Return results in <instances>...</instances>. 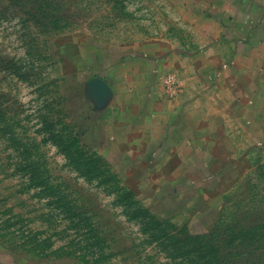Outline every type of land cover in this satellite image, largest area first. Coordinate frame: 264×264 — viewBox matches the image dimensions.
<instances>
[{"label":"rangeland","instance_id":"1","mask_svg":"<svg viewBox=\"0 0 264 264\" xmlns=\"http://www.w3.org/2000/svg\"><path fill=\"white\" fill-rule=\"evenodd\" d=\"M189 18L179 0H0V264H198L186 236L211 233L225 264H264V93L254 119L135 133L161 77L196 85Z\"/></svg>","mask_w":264,"mask_h":264},{"label":"crops","instance_id":"2","mask_svg":"<svg viewBox=\"0 0 264 264\" xmlns=\"http://www.w3.org/2000/svg\"><path fill=\"white\" fill-rule=\"evenodd\" d=\"M179 1L206 46L197 60L196 85L179 81L177 92L170 93L166 78L161 77L163 90L146 98L150 102L148 116L140 114L141 100H137L136 115L132 119L136 123L147 120L148 124L135 133H147L153 141L159 130L167 128L162 137H155L156 146L169 142L173 134L186 133L189 116L195 117L192 126L196 129L205 117L238 119L239 111L246 113V119L262 116V110L251 104L257 102L255 91L264 93V0ZM144 57L140 54L132 62L143 61ZM152 71L153 77L158 78L157 66ZM100 81L107 85L104 80ZM204 87L214 88L213 95L205 93ZM210 106L211 112L205 111Z\"/></svg>","mask_w":264,"mask_h":264},{"label":"trees","instance_id":"3","mask_svg":"<svg viewBox=\"0 0 264 264\" xmlns=\"http://www.w3.org/2000/svg\"><path fill=\"white\" fill-rule=\"evenodd\" d=\"M1 95V94H0ZM0 100L2 97L0 96ZM5 117V108L1 106L0 102V121H3ZM9 130L14 129L12 126H6ZM13 136V132H9ZM187 238L190 240H199L197 248H195L199 253L197 254V260L195 261L198 264H225V256L222 254L221 246L218 244L219 240L216 239L217 235L211 234H200V235H189ZM197 238V239H195ZM192 241L188 243L189 247L192 245ZM188 250L193 252L195 249Z\"/></svg>","mask_w":264,"mask_h":264},{"label":"built area","instance_id":"4","mask_svg":"<svg viewBox=\"0 0 264 264\" xmlns=\"http://www.w3.org/2000/svg\"><path fill=\"white\" fill-rule=\"evenodd\" d=\"M165 83H166L167 86H170V82L169 81L166 80Z\"/></svg>","mask_w":264,"mask_h":264}]
</instances>
